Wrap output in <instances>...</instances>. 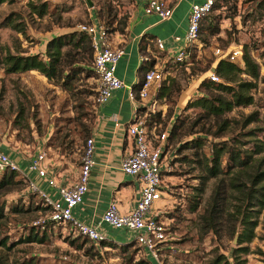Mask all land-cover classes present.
Returning a JSON list of instances; mask_svg holds the SVG:
<instances>
[{
	"label": "rangeland",
	"instance_id": "rangeland-1",
	"mask_svg": "<svg viewBox=\"0 0 264 264\" xmlns=\"http://www.w3.org/2000/svg\"><path fill=\"white\" fill-rule=\"evenodd\" d=\"M98 1L13 0L3 3L0 6V53L8 48L14 51L16 46L31 53H44L51 37L75 31L80 24L89 23L92 13L96 16ZM113 1L117 18L112 27L119 28L124 17L129 15L127 7L132 0ZM263 1L229 0L225 7L210 13L218 32L211 35L206 30L201 31L191 63L179 67L175 76L171 77L176 80L175 89L170 96L159 97L161 113L150 119V126L161 124V130H164L180 114L188 113L189 124L196 125L194 134L166 148L169 168L163 174L170 193L165 218L171 223L172 236L165 242L160 256L163 264H208L217 252L232 257V249L237 243L233 227L236 224L237 231L241 229L230 216L237 202L235 196L239 195L230 186L232 176L221 174L218 178L209 179L202 195H195L198 193L196 188L201 186L206 175L203 165L212 142L230 137L235 145H244V149L253 150L252 143L263 136L259 132L258 135L250 134L264 128ZM41 3L48 6V13L43 17L33 9V5ZM10 18L14 20L13 23H10ZM18 22L24 27L25 34L19 31V27H14L13 24ZM244 45L251 49L252 55L260 63L261 78L257 88L252 90L254 103L235 107L227 113L225 117L230 119L231 127L221 132L214 118H207L199 108L185 110V107L188 102L206 93L200 84L203 79L210 78V72L218 61L217 49ZM151 49H155L154 44ZM240 63L244 65L243 60ZM243 77L247 78L246 75ZM95 83L94 76L79 73L70 89L65 90L59 81H50L36 70L7 74L0 69V151L2 146L9 147L20 156L21 161L27 162L30 154L44 148L49 156V170L58 169L59 162L66 170V177L75 175L85 144L82 132L85 127L94 124L96 117L95 104L90 96ZM255 112L259 113V120L245 126V118ZM215 133L221 136L216 138ZM196 136L206 138L199 155H195L190 148L180 147ZM176 156L178 158L173 163ZM256 157L261 159L264 152ZM19 165L22 167L21 163ZM251 171L252 168L247 170L249 173ZM3 175V171H0V179ZM242 180L247 182V174H243ZM221 183L227 196L228 209L218 214L212 227L209 224V210ZM195 199H200V202L193 212L191 206ZM0 206L5 208L4 216L0 218V241H7L6 245L0 243V264H146L148 260L145 250L138 244L131 247L127 254L120 248L96 246L66 224L35 227L34 221L49 217L51 209L46 207L38 194H30L28 185L20 175L9 186L0 189ZM260 222L256 228L258 237L251 243L252 252L245 255L248 264H264L263 215ZM34 227L39 231V237L45 234L43 242L22 241ZM111 240L130 242L122 236Z\"/></svg>",
	"mask_w": 264,
	"mask_h": 264
},
{
	"label": "built area",
	"instance_id": "built-area-1",
	"mask_svg": "<svg viewBox=\"0 0 264 264\" xmlns=\"http://www.w3.org/2000/svg\"><path fill=\"white\" fill-rule=\"evenodd\" d=\"M145 13L155 14L160 19H169L176 6L182 0H140ZM217 0H204L193 3L190 9L188 26L183 36H174L178 42L176 47L167 48L166 41L158 38L156 50L150 51L145 59H154L153 66L139 79L140 86L129 88V98L135 106L133 118L127 123V134L133 139V148L121 160V170L133 176L140 182V196L136 206L130 211H122L117 200H112L106 207L101 218L96 223H87L74 215V209L84 200L89 190L92 168L95 160V143L89 138L84 145L82 160L78 172L71 177H58L55 169L49 170L47 162L48 152L39 148L27 158L26 169L20 167L9 153L0 151V171H18L28 180V190L38 194L45 203L51 206V213L47 218H39L34 225L45 227L50 220L66 224L79 235L88 238L99 246L108 234L102 230L107 225L113 230H128L132 235L126 237L135 240L146 252L148 259L163 264L160 259L165 242L172 236L171 223L165 218V209L170 193L165 185L163 172L169 168L166 148L167 139L172 124L158 132L159 124L150 126L152 116L161 112L159 91L167 77H173L179 67L191 63L193 49L198 43L202 19L212 10ZM79 30L86 32L92 41L94 49L93 68L96 72V104L108 102L114 91L124 86V81L117 75V67L124 54V48L111 44V34L105 22L93 13L89 23L80 24ZM218 59L229 61L243 60V47L234 46L217 49ZM212 80L219 78L210 72ZM163 113V111H162ZM37 174L47 179L59 195L52 199L41 190L31 179L30 174Z\"/></svg>",
	"mask_w": 264,
	"mask_h": 264
},
{
	"label": "trees",
	"instance_id": "trees-1",
	"mask_svg": "<svg viewBox=\"0 0 264 264\" xmlns=\"http://www.w3.org/2000/svg\"><path fill=\"white\" fill-rule=\"evenodd\" d=\"M12 1L13 0H0V6L5 2ZM112 2L114 1H98L99 7L96 10V17L106 22L105 24L108 25L111 36L115 33L125 34L129 15L124 17L121 23L122 27H112L117 18ZM227 2H229V0H217L212 10L202 19L200 33L206 30L209 34L214 35L218 32L214 18L210 16V13L216 9L225 7ZM33 9L40 17L48 13V6L46 3L33 5ZM13 22L14 20L10 18V23ZM13 25L14 27H19V31L25 34V29L21 26V23L18 22ZM151 38L150 35H144L142 37L140 41L141 55L149 57L150 51H153V49H151L153 43L149 41ZM154 46L155 49H157L155 44ZM13 50L14 51L8 48L4 53H0V69H4L7 74L36 70L46 76L50 81H59L60 86L65 88V90L70 89L72 81L79 73H85L88 77H97L93 68L94 49L91 38L86 32L79 29L51 37L46 44L44 53H31L20 46L14 47ZM242 58L244 65H241L240 61L233 62L227 59H219L216 65H214V73L219 79H203L200 87L204 88L206 93L188 102L185 110L186 108L192 107L199 108L204 112L207 118L212 117L216 120V124L219 125L221 132L227 131L231 127V121L225 117V115L231 112L235 107L248 106L254 103L252 90L257 88L258 81L261 78V65L254 58L251 49L247 45L243 47ZM154 61V59L148 58L141 62L138 69L140 79L143 77L144 73L153 66ZM243 75H246L247 78H244ZM175 85L176 80L167 77L159 91V97L170 96L175 89ZM139 86L140 81L133 84L134 88H138ZM90 96H92L94 104L96 105V83L91 87ZM187 114L188 113H184L183 116L180 114L177 120L172 124L166 143L167 146L170 147L171 143L181 141L188 135L195 133L193 129L196 125L189 124ZM259 118L258 112L252 113L245 118L244 125L246 126L252 122H256ZM159 125L158 132L161 133L165 129L161 130L162 125ZM92 126L90 127L89 125L85 127L82 132L85 144L90 137ZM257 132L263 134V136L252 143L253 150L244 149V145H235L232 143L234 139L229 137L226 140L212 142L210 152L205 157L206 160L203 168L205 169L206 175L201 181V186L196 188L198 193L195 196L199 197L202 195L209 179L218 178L221 174L231 175L232 179L230 186L232 189L237 190L239 195L235 196L237 202L232 207L233 210L230 216L231 219L239 223L241 228L237 231L236 224L233 227L234 234H237V243L232 249V257L217 252L208 264H248L245 255L252 252L251 243L258 237L256 228L261 223V215H263L264 222V157H261V159L256 157V155H260L264 152V128H260V130L254 132L251 131L250 134L258 135ZM214 136L217 138L221 135L220 133H215ZM205 139L206 138L203 136H196L183 143L180 147L182 149L190 148L195 155H199V149L205 146ZM177 158L178 156H176V159L172 160L173 163ZM251 168L252 171L250 173L247 172V170ZM3 173L4 175L0 179V189L9 186L19 175L22 180L25 181L26 185H28V180L18 171H3ZM243 174H247V182L242 180ZM222 190L223 184L221 183L214 193L211 208L209 210V224L212 227L218 214L223 210L226 212L228 209L225 189ZM30 194L33 195L34 193L30 192ZM199 200L200 199H195L192 203L191 211L194 212L197 210L199 207ZM45 204L46 207L51 209L49 204ZM4 209V206H0V218L5 214ZM58 224L60 225L61 223L50 220L46 223V226L51 225L55 227ZM35 227L23 238V240H21L26 242H43L45 234L39 237V231L35 230ZM79 236L83 237L81 235ZM83 238L92 242L86 237ZM262 239H264V237H262ZM6 242L5 240L0 241L3 245H6ZM135 244H138L135 240L119 243L114 240L104 239L100 245L105 247L110 246V248L115 249L120 248L121 251L128 254L130 248L135 246ZM149 263H151V261L148 259L146 264Z\"/></svg>",
	"mask_w": 264,
	"mask_h": 264
},
{
	"label": "crops",
	"instance_id": "crops-1",
	"mask_svg": "<svg viewBox=\"0 0 264 264\" xmlns=\"http://www.w3.org/2000/svg\"><path fill=\"white\" fill-rule=\"evenodd\" d=\"M202 1L204 0H182L169 19H160L155 14L145 13L140 0H132L128 5L126 33H115L110 38L113 46L124 48L116 71L124 81V86L115 90L108 102L95 105L96 117L89 138H93L95 143L96 163L92 168L89 190L83 202L74 209V215L78 219L96 223L114 199L124 212L136 206L140 196V182L135 177L125 174L120 168V163L133 148V139L127 134V123L135 113L134 103L129 98V88L140 79L138 73L142 62L140 41L144 35H150L152 38L149 41L155 45L156 40L160 38L166 41L168 49L176 47L179 43L174 41L173 37L185 34L192 4ZM261 7L264 9V1ZM1 148L26 169L27 162L21 161L13 149L5 146ZM58 164L56 170L60 178L66 175V170L62 168L61 163ZM30 179L52 199L59 198L57 190L49 185L47 179L35 173L30 174ZM102 230L108 234L109 240L132 235L128 230L115 231L107 225H103ZM153 264L158 263L154 260Z\"/></svg>",
	"mask_w": 264,
	"mask_h": 264
},
{
	"label": "water",
	"instance_id": "water-1",
	"mask_svg": "<svg viewBox=\"0 0 264 264\" xmlns=\"http://www.w3.org/2000/svg\"><path fill=\"white\" fill-rule=\"evenodd\" d=\"M91 5H93V4L91 3ZM212 71H214V67L212 68Z\"/></svg>",
	"mask_w": 264,
	"mask_h": 264
}]
</instances>
